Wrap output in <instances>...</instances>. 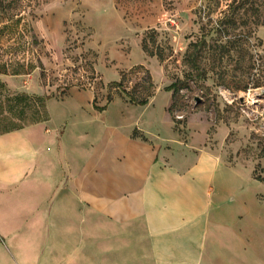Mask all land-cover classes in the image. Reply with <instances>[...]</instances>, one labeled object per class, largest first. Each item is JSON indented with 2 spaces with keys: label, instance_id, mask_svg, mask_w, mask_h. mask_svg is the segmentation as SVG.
Here are the masks:
<instances>
[{
  "label": "crops",
  "instance_id": "obj_1",
  "mask_svg": "<svg viewBox=\"0 0 264 264\" xmlns=\"http://www.w3.org/2000/svg\"><path fill=\"white\" fill-rule=\"evenodd\" d=\"M89 98L0 132V264H264L249 168L205 128L104 120Z\"/></svg>",
  "mask_w": 264,
  "mask_h": 264
},
{
  "label": "rangeland",
  "instance_id": "obj_2",
  "mask_svg": "<svg viewBox=\"0 0 264 264\" xmlns=\"http://www.w3.org/2000/svg\"><path fill=\"white\" fill-rule=\"evenodd\" d=\"M201 1L21 0L8 27H2L7 20L0 18V132L47 119L48 100L61 108L85 109L91 95L97 106L106 104L104 120L132 122L152 113L165 127L167 115L179 134L188 124L205 128L207 144L242 162L252 177L253 170L264 177V85L236 90L233 80L221 83L210 71L205 79L185 77L189 67L183 54L198 32L194 11ZM229 2L221 0L212 15ZM151 29L162 61L141 48ZM250 30L252 42H264V24L250 25ZM252 48L264 54L262 45ZM139 65L143 69L135 72ZM144 69L155 96L141 112L121 89L133 92ZM121 78L120 87L108 86ZM174 82V90H165ZM254 180L251 190L259 193L264 208V181Z\"/></svg>",
  "mask_w": 264,
  "mask_h": 264
},
{
  "label": "trees",
  "instance_id": "obj_3",
  "mask_svg": "<svg viewBox=\"0 0 264 264\" xmlns=\"http://www.w3.org/2000/svg\"><path fill=\"white\" fill-rule=\"evenodd\" d=\"M21 0H0V18H6L3 28L8 27V20H13ZM195 9V23L198 24V32L193 35L183 54V62L189 67L185 73L186 78L205 79L208 72H212L221 83L228 80L235 82V89L246 91L264 85V54L253 52L255 45H262L251 41L252 31L250 25L264 24V0H230L225 3L214 17V8H219L221 0H202ZM141 48L148 56H155L158 60L164 59L162 48L157 43L155 31L150 30L141 39ZM264 52V48L262 50ZM135 72L143 69L142 65L134 68ZM144 76L134 86L133 92L124 87L121 91L132 105H145L154 95V83L147 69ZM125 73L122 74V78ZM120 81H111L109 87H120ZM176 82L165 87V90H174ZM111 96L107 95V103ZM105 105L97 106L93 100V107L102 111ZM253 178L264 181V177L253 170Z\"/></svg>",
  "mask_w": 264,
  "mask_h": 264
}]
</instances>
